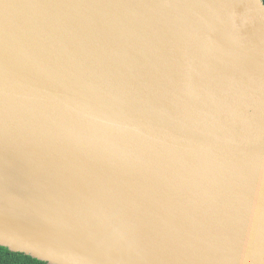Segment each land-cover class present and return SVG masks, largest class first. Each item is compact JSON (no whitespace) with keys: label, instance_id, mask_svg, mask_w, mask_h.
<instances>
[{"label":"water","instance_id":"obj_1","mask_svg":"<svg viewBox=\"0 0 264 264\" xmlns=\"http://www.w3.org/2000/svg\"><path fill=\"white\" fill-rule=\"evenodd\" d=\"M0 246L264 264L263 0H0Z\"/></svg>","mask_w":264,"mask_h":264},{"label":"trees","instance_id":"obj_2","mask_svg":"<svg viewBox=\"0 0 264 264\" xmlns=\"http://www.w3.org/2000/svg\"><path fill=\"white\" fill-rule=\"evenodd\" d=\"M264 2V0H263ZM0 264H46L43 261L32 258L19 252L10 251L0 246Z\"/></svg>","mask_w":264,"mask_h":264}]
</instances>
